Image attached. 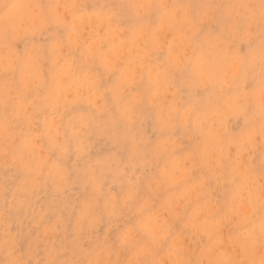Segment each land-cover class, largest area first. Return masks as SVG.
<instances>
[{
	"label": "clouds",
	"instance_id": "clouds-1",
	"mask_svg": "<svg viewBox=\"0 0 264 264\" xmlns=\"http://www.w3.org/2000/svg\"><path fill=\"white\" fill-rule=\"evenodd\" d=\"M0 264H264V0H0Z\"/></svg>",
	"mask_w": 264,
	"mask_h": 264
}]
</instances>
